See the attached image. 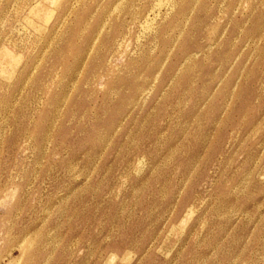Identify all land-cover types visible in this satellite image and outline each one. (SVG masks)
Here are the masks:
<instances>
[{"label":"rangeland","instance_id":"rangeland-1","mask_svg":"<svg viewBox=\"0 0 264 264\" xmlns=\"http://www.w3.org/2000/svg\"><path fill=\"white\" fill-rule=\"evenodd\" d=\"M0 264H264V0H0Z\"/></svg>","mask_w":264,"mask_h":264}]
</instances>
